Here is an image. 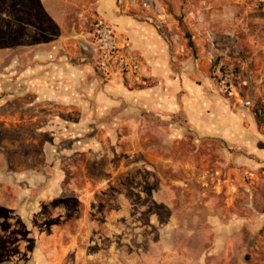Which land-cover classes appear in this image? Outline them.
Segmentation results:
<instances>
[{
    "label": "rangeland",
    "instance_id": "rangeland-1",
    "mask_svg": "<svg viewBox=\"0 0 264 264\" xmlns=\"http://www.w3.org/2000/svg\"><path fill=\"white\" fill-rule=\"evenodd\" d=\"M58 1L69 0H53L55 12H66ZM79 2L84 16L76 29L90 41L87 33L104 20L97 0ZM117 2L167 37L174 65L194 61L197 83L206 82L216 103L236 106V131L229 133L226 121L202 127L181 101L164 113L125 106L122 121L115 113L85 121L53 103L28 106L26 119L14 114L19 104L7 109V130L0 127V264H264V0ZM47 7L0 0V78L16 58L7 45L20 40L18 27L10 36L9 17L47 33L56 30ZM217 58L224 73L217 67L212 79ZM21 120L28 126L14 129ZM75 122V129L56 128Z\"/></svg>",
    "mask_w": 264,
    "mask_h": 264
},
{
    "label": "crops",
    "instance_id": "crops-1",
    "mask_svg": "<svg viewBox=\"0 0 264 264\" xmlns=\"http://www.w3.org/2000/svg\"><path fill=\"white\" fill-rule=\"evenodd\" d=\"M41 1H46L51 7L43 11L50 16L49 20L56 30L51 29L52 31L44 33L42 28L39 29L28 21L22 22L18 18L19 21L15 22L13 17H9L11 25H14L10 36L15 34L14 31L18 27L20 40L18 43L7 45V54H13L16 58L11 59L12 62L10 60L7 64V74L0 78V127L4 130H7V109L8 112L13 111L16 104L20 105V109L14 114L22 119H26L28 113L25 109L28 106L37 107L39 104L53 103L57 104L58 108H61L59 104L67 106V112L85 121L93 118L106 119L110 113H115V119L122 121L121 110L125 106L132 109L144 104L153 111L164 113L166 110L172 111L181 101L187 116L196 123H201L202 127L208 126L209 120L215 127L221 121H226L229 133H235L236 106L223 101L221 106L216 103L217 97L211 96L203 85L206 82L203 81L202 85L197 83L200 81L197 76L200 70L197 71L194 61L190 58H183L180 67L174 65L171 44L150 21L127 14L118 6L117 0H97V15L113 28L119 40L127 44L130 54L139 64L143 86L133 89L116 80L104 82L97 75L99 73L95 64L91 62L94 61L92 51L90 47V51L87 50L86 46L89 39L76 29L84 16L79 0H69L66 3L58 1L61 3L59 6L67 8L63 13H58L57 9L56 12L53 10V0ZM35 13V18L38 19L39 10ZM214 16L217 19H225L222 14H213ZM30 35L34 36V39ZM90 35L91 33H87L88 37ZM81 37L84 40H79ZM194 47L196 49V46ZM190 50L192 51L191 48ZM200 51L203 53V49ZM28 95L34 100L30 104L24 99ZM120 112L119 116L117 113ZM30 119L34 124L40 117L34 115ZM76 123H59L56 128L59 131L63 127L75 129L79 126ZM34 125L37 131L43 130V127ZM27 126L28 124L21 120L17 121L13 128L21 129ZM201 129L205 135L213 134L208 132L209 130L205 132ZM18 133L21 134L20 131ZM4 143L7 145V140ZM4 181L7 182V179Z\"/></svg>",
    "mask_w": 264,
    "mask_h": 264
},
{
    "label": "built area",
    "instance_id": "built-area-1",
    "mask_svg": "<svg viewBox=\"0 0 264 264\" xmlns=\"http://www.w3.org/2000/svg\"><path fill=\"white\" fill-rule=\"evenodd\" d=\"M89 47L94 57L97 72L104 78L120 77L130 82L140 81L137 61L125 42L118 39L113 28L104 21H98L91 34Z\"/></svg>",
    "mask_w": 264,
    "mask_h": 264
},
{
    "label": "trees",
    "instance_id": "trees-1",
    "mask_svg": "<svg viewBox=\"0 0 264 264\" xmlns=\"http://www.w3.org/2000/svg\"><path fill=\"white\" fill-rule=\"evenodd\" d=\"M180 25L182 26V28L185 31V35L187 37L189 47L192 49L193 52H196V49H195V47L193 45V40H192L191 34L189 33L188 29L186 28V26H185V24L183 22H181ZM217 67H219L218 70H219L220 73H224V68H223L222 65L219 64L218 58L211 65V78L212 79L216 77L215 76L216 75L215 72H216V68ZM255 115H256L257 119L259 120V122L263 121V116H262L263 113H262L261 110L255 111Z\"/></svg>",
    "mask_w": 264,
    "mask_h": 264
}]
</instances>
